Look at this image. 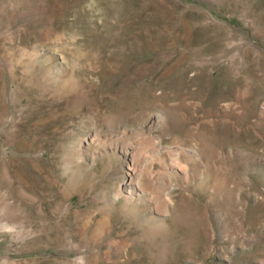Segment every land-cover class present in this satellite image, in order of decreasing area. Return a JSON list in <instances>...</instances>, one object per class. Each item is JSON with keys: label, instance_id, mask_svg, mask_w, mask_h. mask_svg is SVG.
Wrapping results in <instances>:
<instances>
[{"label": "rangeland", "instance_id": "obj_1", "mask_svg": "<svg viewBox=\"0 0 264 264\" xmlns=\"http://www.w3.org/2000/svg\"><path fill=\"white\" fill-rule=\"evenodd\" d=\"M0 264H264V0H0Z\"/></svg>", "mask_w": 264, "mask_h": 264}, {"label": "bare ground", "instance_id": "obj_2", "mask_svg": "<svg viewBox=\"0 0 264 264\" xmlns=\"http://www.w3.org/2000/svg\"><path fill=\"white\" fill-rule=\"evenodd\" d=\"M172 167L176 168V170H177L178 172H181V173L184 172V171L182 172L183 169H181V166H179L180 168H178V167L176 166V164H174V165H172ZM128 170H129L130 173H131V169L128 168ZM127 176H129V174H128ZM184 176H185V173H184ZM163 211H164V210H163Z\"/></svg>", "mask_w": 264, "mask_h": 264}]
</instances>
